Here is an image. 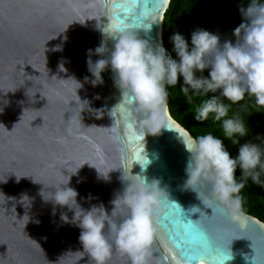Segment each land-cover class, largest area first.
I'll use <instances>...</instances> for the list:
<instances>
[{"label": "water", "instance_id": "water-1", "mask_svg": "<svg viewBox=\"0 0 264 264\" xmlns=\"http://www.w3.org/2000/svg\"><path fill=\"white\" fill-rule=\"evenodd\" d=\"M170 1L0 0V180L6 179L0 181V264H93L76 252L82 250L80 229L60 220L67 209L56 206L53 214V204L39 194L43 184L66 182L79 167L70 180L78 202L84 208L103 204L109 214L111 201L124 188L122 172L160 181L169 199L154 209L157 230L149 264H188L183 252L195 255L193 264H219V250L231 242L234 258L225 264H250L245 256L252 255L264 264L263 221L216 201L208 181L201 190L212 209L184 188L190 153L183 139L193 137L171 117L168 104L157 110L154 123L157 132L160 126L175 130L162 127L152 134L144 125L147 113L122 97L110 68L101 73L102 84L91 83L87 50L102 41L112 48L114 41L103 31H110L117 18L143 23L138 37L164 47ZM73 77L82 84L77 93ZM93 166L103 174L111 170L110 178L103 179ZM16 175L24 177L17 181ZM23 194L30 198L27 206ZM89 194L92 199L85 202ZM171 201L181 206L183 217ZM193 206L201 212L191 213ZM188 224L194 241L184 231ZM105 232L113 244L107 264H131Z\"/></svg>", "mask_w": 264, "mask_h": 264}, {"label": "clouds", "instance_id": "clouds-1", "mask_svg": "<svg viewBox=\"0 0 264 264\" xmlns=\"http://www.w3.org/2000/svg\"><path fill=\"white\" fill-rule=\"evenodd\" d=\"M238 8L242 22L233 29V38L222 40L218 33L196 27L191 32L189 43L183 34L175 32L170 39L176 58L168 53L162 43L153 47L138 37L137 29H145L143 23L129 25L119 18L110 31H103L114 41L112 48L102 41L94 51L89 49L86 54L93 86L103 83L101 73L110 68L122 97L147 113L144 125L146 129H151L152 134H158L162 127L175 130L171 126H160L157 132L154 123L157 110L167 105L169 87L179 84L189 104L194 102V97L212 94L195 108L194 119L203 122L212 116L220 122L224 137L232 145L238 146L237 154L233 156L224 139L211 132L183 139L190 153L184 188L196 192L202 203L212 209L211 201L201 190L204 182L208 181L215 200L237 214L243 207L244 197L241 193L249 179L264 188V135L245 139L250 134L249 126L238 112L229 116L231 105L239 104L246 96L254 97L258 110L264 109V0H249L247 4H239ZM150 27L148 25L147 29ZM94 54L101 58L93 61ZM60 71H67L63 64ZM205 71L207 75H204ZM71 79L78 84L75 91L82 87L81 82L74 77ZM84 80L88 82L89 77L86 76ZM225 100L230 103H225ZM81 103L88 106L87 101ZM148 163L147 158L143 165L139 164L145 169ZM237 169L240 170L239 179ZM77 170L59 185L46 186L42 183L39 194L45 202L53 204V214L56 206L66 208L67 211L61 212L60 220L80 229L82 250L76 251L79 259L87 256L93 264H107L113 247L105 232L107 228L114 237L116 247L130 258L131 264H149L148 257L157 230L153 219L154 209L165 198L169 199L167 192L160 187V181L149 180L141 174L125 176L122 172L120 179L124 188L111 201L114 207L109 214L103 204L84 208L78 202L79 192L70 186L71 176ZM109 172L103 174L98 171V174L108 180ZM21 177L24 176L16 175L17 181ZM83 199L89 202L91 194ZM21 200L26 206L30 203L27 194H23ZM171 202L182 210L183 217L181 206ZM117 209H121V213L118 214ZM189 210L191 213L201 212L197 206ZM230 245L219 250L223 257L219 264L234 258ZM194 260L190 259L188 264H193ZM245 260L250 264H259L255 255L245 256Z\"/></svg>", "mask_w": 264, "mask_h": 264}, {"label": "trees", "instance_id": "trees-1", "mask_svg": "<svg viewBox=\"0 0 264 264\" xmlns=\"http://www.w3.org/2000/svg\"><path fill=\"white\" fill-rule=\"evenodd\" d=\"M249 0H171L163 19L162 39L168 53L176 58L173 50L171 36L180 32L190 43L191 32L196 28H204L218 33L221 39L233 38L232 32L241 22L242 17L238 8L241 3L247 4ZM204 75H207L205 71ZM208 96L194 97V102L189 104L181 92L180 85L168 88V109L171 117L182 125L193 138L205 135L209 132L224 139L229 152L235 156L238 146L232 145L224 137L221 123L215 121L212 116L203 122L194 119V110ZM225 103H230L225 100ZM247 106L246 108L243 106ZM239 113L246 125L250 128V139L257 135H264V109H257L255 99L246 96L239 104L231 105L229 116ZM243 143L244 140H241ZM237 178H240V170L237 169ZM241 195L244 197L242 211L264 222V188L254 184L249 179Z\"/></svg>", "mask_w": 264, "mask_h": 264}, {"label": "snow or ice", "instance_id": "snow-or-ice-1", "mask_svg": "<svg viewBox=\"0 0 264 264\" xmlns=\"http://www.w3.org/2000/svg\"><path fill=\"white\" fill-rule=\"evenodd\" d=\"M192 230H193V226H191L190 224L185 225V228H184L185 233L190 235L192 240L194 241L196 239V237L192 235ZM177 247H180V245L177 244ZM183 254L188 256L189 259H195L196 258L195 255H189L187 252H183Z\"/></svg>", "mask_w": 264, "mask_h": 264}]
</instances>
